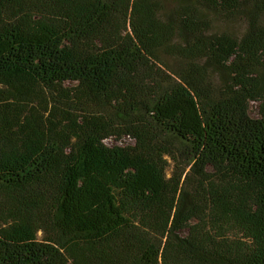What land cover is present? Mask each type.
I'll use <instances>...</instances> for the list:
<instances>
[{
	"label": "trees",
	"instance_id": "16d2710c",
	"mask_svg": "<svg viewBox=\"0 0 264 264\" xmlns=\"http://www.w3.org/2000/svg\"><path fill=\"white\" fill-rule=\"evenodd\" d=\"M0 264H264V0H0Z\"/></svg>",
	"mask_w": 264,
	"mask_h": 264
},
{
	"label": "rangeland",
	"instance_id": "374dc122",
	"mask_svg": "<svg viewBox=\"0 0 264 264\" xmlns=\"http://www.w3.org/2000/svg\"><path fill=\"white\" fill-rule=\"evenodd\" d=\"M161 1L163 2L165 6L166 13L171 12L178 3L189 2V0H161ZM244 30H245V22L242 21L241 19H235V20H230V21H227V20L220 21L218 19V21L213 22L211 33L221 34L225 32V33H230L236 36H240L245 32ZM161 63L164 64L166 69L167 67L169 69H172V72L173 71L176 72V76H179L177 74L181 70L182 63H179L177 59H172L168 57L166 54H163L161 56ZM251 115L255 117L258 116L257 104L255 103L252 104ZM130 143H133V142L130 139H125L121 144L125 145V144H130ZM106 144L108 146H113L117 143L114 140H107ZM189 173H190V168L186 170L185 180L188 179ZM170 175H171V170H169L168 172V176ZM40 237H41V234H40Z\"/></svg>",
	"mask_w": 264,
	"mask_h": 264
}]
</instances>
